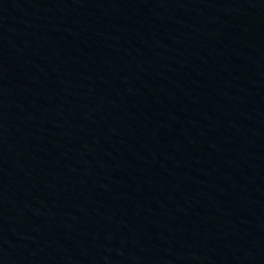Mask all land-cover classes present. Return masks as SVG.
<instances>
[{
	"label": "water",
	"instance_id": "water-1",
	"mask_svg": "<svg viewBox=\"0 0 264 264\" xmlns=\"http://www.w3.org/2000/svg\"><path fill=\"white\" fill-rule=\"evenodd\" d=\"M0 264H264V0H0Z\"/></svg>",
	"mask_w": 264,
	"mask_h": 264
}]
</instances>
